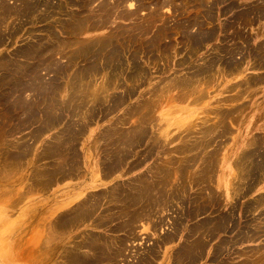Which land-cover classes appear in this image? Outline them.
Returning a JSON list of instances; mask_svg holds the SVG:
<instances>
[{"label":"rangeland","instance_id":"obj_1","mask_svg":"<svg viewBox=\"0 0 264 264\" xmlns=\"http://www.w3.org/2000/svg\"><path fill=\"white\" fill-rule=\"evenodd\" d=\"M263 78L264 0H0V264H264Z\"/></svg>","mask_w":264,"mask_h":264},{"label":"bare ground","instance_id":"obj_2","mask_svg":"<svg viewBox=\"0 0 264 264\" xmlns=\"http://www.w3.org/2000/svg\"><path fill=\"white\" fill-rule=\"evenodd\" d=\"M26 1H27V0H26ZM84 1H85V0H84ZM87 1H88V0H87ZM83 3H84V2H83ZM2 9H3V8H2ZM17 10H18V9H17ZM122 15H123V14H122ZM131 15H132V14H131ZM42 18H43V17H42ZM82 18H83V17H82ZM83 19H84V18H83ZM86 19H87V17H86ZM86 19H84V21H86ZM79 20H80V19H79ZM87 20H88V19H87ZM77 24L80 25L81 22H80V23L77 22ZM76 27H77V26H76ZM140 27H141V26H140ZM88 28H89V27H88ZM73 30H74V29H73ZM140 30H141V29H140ZM207 35H208V34H207ZM152 39H153V38H152ZM109 40H111V39H109ZM57 43H58V42H57ZM159 45H160V44H159ZM54 46H56V45H54ZM57 46H58V45H57ZM156 47H157V46H156ZM41 49H42V48H41ZM235 51H236V50H235ZM49 53H50V52H49ZM36 54H37V53H36ZM47 54H48V52H47ZM218 54H219V53H218ZM228 54H229V53H228ZM42 56H43V55H42ZM52 62H53V61H52ZM52 62H50V63H52ZM216 62H217V61H216ZM225 62H226V61H225ZM45 63H46V62H45ZM259 63H260V59H259ZM259 63H258V64H259ZM207 64H209V63H207ZM207 64H206V66H208ZM256 65H257V64H256ZM206 66H205V67H206ZM235 67H236V65H235ZM254 67H255V66H254ZM208 68H209V67H208ZM211 68H212V67H211ZM211 68H210V69H211ZM203 69H204V68H203ZM197 70H199V69H197ZM205 70H206V69H205ZM195 71H196V70H195ZM210 71H211V70H210ZM207 72H208V71H207ZM93 73H94V72H93ZM97 73H98V72H97ZM100 73H101V72H100ZM100 73H99V74H100ZM196 73H197V72H196ZM95 74H96V73H95ZM209 74H210V73H209ZM89 75H90V74H89ZM192 75L195 76V73H193ZM231 75H232V74H231ZM95 76H96V75H95ZM190 76H191V75H190ZM263 79H264V78H263ZM178 81H179V80H178ZM180 81H181V80H180ZM182 81H183V80H182ZM190 81H192V80H190ZM196 81H197V80H196ZM246 81H247V80H246ZM175 82H176V81H175ZM192 83H193V82H192ZM254 84H255V83H254ZM172 85H173V84H172ZM199 85H200V84H199ZM53 86H54V85H53ZM241 86H242V85H241ZM153 92H154V91H153ZM232 92H233V91H232ZM120 99H121V98H120ZM120 101H121V100H120ZM115 104H116V103H115ZM60 107H61V106H60ZM53 109H54V108H53ZM215 116H216V115H215ZM53 117H54V115H53ZM221 120H222V119H221ZM120 133H121V132H120ZM141 133H142V132H141ZM126 137H127V136H126ZM135 139L137 140L136 137H135ZM121 140H122V139H121ZM108 141H109V139H108ZM156 141H157V140H156ZM204 141H205V140H204ZM119 142H120V141H119ZM132 142H133V141H132ZM208 142H209V141H208ZM109 143H110V142H109ZM127 143H128V142H127ZM127 143H126V144H127ZM200 143H201V142H200ZM204 143H205V142H204ZM204 145H205V144H204ZM187 146H188V145H187ZM125 147H126V145H125ZM206 147H207V146H206ZM203 148H204V147H203ZM206 149H207V148H206ZM182 151H183V150H182ZM206 151H207V150H206ZM118 152H119V151H118ZM202 153H203V152H202ZM200 154H201V153H200ZM255 154H256V153H255ZM210 155H211V154H210ZM212 155H213V154H212ZM207 156H208V155H207ZM210 157H211V156H210ZM196 158H197V157H196ZM208 158H209V157H208ZM247 158H248V157H247ZM252 158H253V157H252ZM182 159H183V158H182ZM193 159H194V158H193ZM193 159H192V160H193ZM243 159H244V158H243ZM164 161H165V160H164ZM243 161H244V160H243ZM64 162H65V161H64ZM184 162H185V161H184ZM189 162H190V161H189ZM177 163H178V162H177ZM196 163H197V162H196ZM199 163H201V160H200ZM204 164H205V163H204ZM201 165H202V164H201ZM210 165H211V164H210ZM261 165H262V164H261ZM155 166H157V165H155ZM251 166H252V165H251ZM202 167H203V166H202ZM176 168H177V167H176ZM260 168H261V167H260ZM202 169H203V168H202ZM207 169H208V168H207ZM242 170H244V169L242 168ZM242 170H241V171H242ZM179 171H180V170H179ZM245 171H247V169H245ZM255 171H256V170H255ZM105 172H106V171H105ZM166 172H167V171H166ZM242 172H243V171H242ZM151 173H152V172H151ZM157 173H158V172H157ZM159 173H160V172H159ZM177 173H178V172H177ZM249 173H250V172H249ZM249 173H248V174H249ZM110 174H111V173H110ZM162 174H163V172H162ZM170 174H171V173H170ZM175 174H176V173H175ZM155 175H156V174H155ZM206 175H207V174H206ZM170 176H171V175H170ZM244 177H245V176H244ZM147 178H148V177H147ZM240 178H241V177H240ZM260 178H261V177H260ZM156 179H157V178H156ZM183 180H184V179H183ZM237 180H238V179H237ZM257 180H258V178H257ZM149 181H150V180H149ZM199 184H200V183H199ZM199 184H198V185H199ZM138 185H139V184H138ZM140 185H141V184H140ZM140 185H139V187H140ZM190 185H191V184H190ZM187 186H188V185H187ZM158 187H159V186H158ZM183 187H184V186H183ZM183 187H181V188H183ZM206 187H207V186H206ZM187 188H188V187H187ZM201 188H202V187H201ZM166 189H167V188H166ZM166 189H165V190H166ZM112 190H113V189H112ZM161 190H162V189H161ZM236 190H237V189H236ZM158 191H159V190H158ZM163 191H164V190H163ZM166 191H167V190H166ZM234 191H235V190H234ZM238 191H239V190H238ZM175 192H176V191H175ZM154 193H155V191H154ZM156 193H158V192H156ZM160 194H161V193H160ZM167 194H168V193H167ZM235 194H237V193H235ZM147 197H148V196H147ZM155 197H156V196H155ZM184 197H185V196H184ZM211 197H212V195H211ZM230 197H232V196H230ZM162 198H163V197H162ZM202 198H205V197H202ZM209 198H210V197H209ZM209 198H208V200H209ZM147 199H148V198H147ZM172 199H173V198H172ZM163 200H164V199H163ZM261 200H262V198H261ZM261 200H260V201H261ZM114 201H115V200H114ZM147 201H148V200H147ZM156 201H157V199H156ZM172 201H173V200H172ZM258 201H259V200H258ZM263 201H264V200H263ZM153 202H154V198H153ZM166 202H167V201H166ZM175 202H176V201H175ZM255 202H256V201H255ZM141 203H142V202H141ZM141 203H140V204H141ZM228 203H229V202H228ZM107 204H110V203H107ZM132 204H133V203H132ZM132 204H131V205H132ZM140 204H139V205H140ZM153 204H154V203H153ZM157 204H158V203H157ZM193 204H195V203H193ZM263 204H264V203H263ZM158 205H159V204H158ZM198 205H199V204H198ZM256 205H257V204H256ZM261 205H262V204H261ZM261 205H259V206H261ZM87 206H88V205H87ZM137 206H138V205H137ZM149 206H150V205H149ZM259 206H258V207H259ZM102 207H103V206H102ZM102 207H101V208H102ZM122 208H123V206H122ZM131 208H132V207H131ZM255 208H256V207H255ZM89 209H90V208H89ZM129 209H130V208H129ZM155 209H156V208H155ZM157 209H158V208H157ZM162 209H163V208H162ZM256 209H257V208H256ZM151 210H152V209H151ZM115 211H116V210H115ZM140 211H141V210H140ZM108 212H111V211H108ZM113 212H114V211H113ZM97 213H98V212H97ZM117 213H118V212H117ZM182 213H183V212H182ZM105 214H106V212H105ZM107 214H108V213H107ZM121 214H122V213H121ZM116 215H117V214H116ZM138 215H139V214H138ZM110 216H112V215H110ZM121 216H122V215H121ZM144 216H145V215H144ZM126 217H127V216H126ZM142 217H143V216H142ZM193 217H194V216H193ZM105 218H106V217H105ZM145 218H146V217H145ZM147 218H148V217H147ZM181 218H182V217H181ZM194 218H196V217H194ZM82 221H83V220H82ZM92 221H93V220H92ZM142 221H143V220H142ZM222 221H223V220H222ZM140 222H141V221H140ZM95 223H96V222H95ZM132 224H133V223H132ZM134 224H135V226H136V223H134ZM134 224H133V225H134ZM92 225H93V224H92ZM94 226H96V225H94ZM106 226H107V225H105V227H106ZM105 227H104V228H105ZM107 227H108V226H107ZM208 227H210V226H208ZM228 227H229V225H228ZM263 229H264V228H263ZM201 230H202V229H201ZM211 230H212V229H211ZM107 232H108V231H107ZM119 232H121V231H119ZM172 232H173V231H172ZM113 233H114V232H113ZM209 234H210V233H209ZM129 237H130V236H129ZM202 237H203V235H202ZM204 237H205V236H204ZM239 238H240V236H239ZM114 239H115V238H114ZM206 240H207V239H206ZM115 243H116V242H115ZM235 243H236V242H235ZM114 247H115V246H114ZM116 249H117V248H116ZM190 251H191V250H190ZM76 252H77V251H76ZM121 252H122V251H121ZM223 256H224V255H223ZM84 258H85V257H84ZM219 259H220V258H219ZM220 261H221V260H220ZM110 262H113V261H110ZM106 263H107V262H106ZM107 264H108V263H107ZM115 264H116V263H115Z\"/></svg>","mask_w":264,"mask_h":264}]
</instances>
